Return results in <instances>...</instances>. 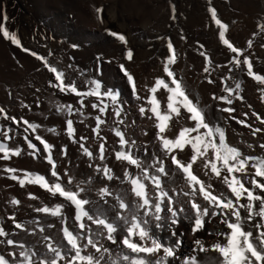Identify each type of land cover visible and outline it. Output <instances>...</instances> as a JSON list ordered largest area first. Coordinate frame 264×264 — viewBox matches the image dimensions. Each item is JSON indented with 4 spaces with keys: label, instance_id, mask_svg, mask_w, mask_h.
<instances>
[{
    "label": "snow or ice",
    "instance_id": "6c2138e0",
    "mask_svg": "<svg viewBox=\"0 0 264 264\" xmlns=\"http://www.w3.org/2000/svg\"><path fill=\"white\" fill-rule=\"evenodd\" d=\"M96 11L102 21L103 7ZM208 11L218 29L219 41L233 54L228 63L235 69L243 65L247 77L264 85V73L254 70L252 57L228 38L229 24L218 16L215 7H209ZM171 13V19L176 20L175 5L171 6ZM8 20V15L3 12L0 34L24 52H29L30 49L23 47L18 32L7 27ZM258 28L260 33H264V22L258 24ZM108 31L110 36L123 45L128 44L125 34ZM252 35L256 36L257 33ZM181 39L184 37L181 36ZM252 45L253 40L249 39L247 47L251 48ZM167 50L169 55L162 61L164 75L158 76L151 87L146 86L149 93L147 97L139 94L136 79L130 69L124 63L119 65L120 72L130 85L132 96L150 105L146 108L141 103L139 114L144 116L150 112L148 118L155 119L156 139L163 156L153 153L150 163H145L148 149L145 147V157H140L136 141L127 139L125 131L119 127L125 124L120 92L105 88L102 78L88 80L87 89L81 90L77 81L66 78L63 70L51 65L46 57L31 51V55L41 60L48 71L54 74L55 83L49 81L51 87L60 93L79 98L78 106L59 104L57 111L69 117L66 119V135L79 145L82 153L90 160H96L97 155L85 146L88 137L81 135L79 139L76 138L75 121L70 117L74 114L83 116V110L87 107L86 98L96 99L97 102L91 103V108L98 110L99 115L94 117L95 127L92 131L102 142L98 146L100 163L95 164L94 171L102 175L104 181L120 180L122 184H129L133 199L126 198V192L113 191L107 183L97 190V200L88 198L90 186H83V182L76 183L67 168L63 173L58 170L53 156L54 144L36 134L41 125L30 122L24 116L18 119L0 106V117L10 122L0 124V159L9 161L21 156L22 147L12 146L10 142L15 140L16 135H22L30 150L28 154L36 158L46 153L44 158L51 166L49 175L6 167L10 179L17 181L21 187L37 185L51 196L67 202L51 206L44 204L35 208L37 213L59 219V238L45 234V227L39 226L41 239L29 246L27 242L15 238L16 232H10L5 225L0 224V245L6 244L12 249L7 255L0 251V264H264V153L246 154L241 147L229 143L226 129L219 122L207 119L206 106L190 98L182 78L177 77L173 66L177 64L178 54L170 37L167 39ZM133 55V50L127 48L126 60H133ZM200 55L205 60L203 72L208 74L207 82L213 84L212 58L206 52ZM98 71L102 69L98 68ZM228 72L231 74L233 68H228ZM231 79V75L221 77L225 94L217 96L213 93L212 99L226 104L218 110L250 129L255 137L264 132V127H253L248 123V112H244L242 119L233 115L236 112L232 106L234 100L243 101L244 96L242 82L237 80L234 87L229 86L228 81ZM161 89L167 92L166 109H162L161 101L157 98ZM258 91L261 102H264V87ZM21 106L31 108V105L23 102ZM36 106H39V101ZM110 107L116 125L112 131L119 138V150L114 152V158L118 162H127L137 170L133 173L125 168L122 180L114 173L113 167L106 163L107 138L100 135L101 126L106 123L102 116L109 114ZM248 108H252V105L249 104ZM181 110L187 113L193 126L180 127L178 134L174 138L170 137L166 132L173 118L181 116ZM251 116L264 125V116L260 113L253 110ZM12 125L22 129V132H17ZM48 131L59 135L55 127ZM29 133L34 134L35 140L42 145V151ZM246 147L252 149L253 145L249 143ZM259 147L264 150V143ZM186 149H190V156L182 157ZM60 152L66 156L67 145L62 146ZM89 166L92 167L91 164ZM18 171L22 174L18 175ZM199 173L206 179H202ZM87 182L91 184V177ZM29 197L37 199L33 193H29ZM10 203L19 205L21 201L13 198ZM68 207L74 210V214L70 215L66 211ZM8 219L15 229L29 231L23 222L17 220L15 214ZM70 219L72 223H69ZM217 222L223 226L222 229L209 230L207 225ZM36 223L39 224L38 221ZM184 224H187L192 238L188 254L181 252L185 232L180 231V228ZM48 227L54 225L49 224ZM36 231L33 228L29 234L36 235ZM204 232L216 237L215 242L207 245L198 235ZM210 252L215 255H208Z\"/></svg>",
    "mask_w": 264,
    "mask_h": 264
},
{
    "label": "rangeland",
    "instance_id": "374dc122",
    "mask_svg": "<svg viewBox=\"0 0 264 264\" xmlns=\"http://www.w3.org/2000/svg\"><path fill=\"white\" fill-rule=\"evenodd\" d=\"M180 2V4L179 2L177 5L175 4L177 18L180 14H187L190 9L186 3L187 1L185 2V0H182ZM198 5L200 7L198 10L202 13L200 14L202 24H208V9L210 6L215 7L218 16L224 22L229 24V32L227 35L230 41L235 46L243 48L245 54L252 57L253 62H259V60H261V52H264V47H262V45H264V33H260L258 24L264 22V0H200ZM178 7H182L180 8L181 11ZM67 8H69V5L64 2V0H0V22H2V13L6 12L9 17L7 27L10 30H16L23 47L30 49L29 52H24L21 47L13 45L10 41L4 39L2 34H0V106L5 107L10 115H16L18 119L20 116H24L29 119L30 122H35L41 125L36 134L54 144L53 156L54 159H56L58 170L63 173L64 169L67 168L69 174L75 178L76 183L83 182V186H90L91 191L88 198L92 199V196H96L97 188H100V186L102 187L103 184L108 183V181H104L102 175L97 173L95 175V171L93 170L96 160H90L88 157L86 158L80 150L79 145L73 143L72 139L67 137L66 119L69 117L66 113L57 111V105L59 104H73L74 106H78L79 98L74 95L60 93L58 89L51 87L49 81L55 83L54 74L48 71L47 67L41 60L31 55V51H35L38 55L46 57L51 65L56 66L58 69L65 72L67 79L77 81L81 90L87 89L88 80L101 78L99 76H94V70L87 67L88 56L82 54L83 51H79V49H77L78 46L73 47V45H76L73 41L75 38H79L78 34L76 35L74 32L70 36V34H65L63 28H61L63 26L62 20H64V16L68 15L66 14ZM139 14H141L139 15L141 19L147 15V11L141 10ZM171 15L172 13L170 11L169 16L164 18V23L160 24L159 22L151 26L152 29L150 28V32H152V35L163 36L166 32H168L169 36L174 34L172 31L175 30L177 19L173 21ZM69 16L72 17V15H68V17ZM181 32L184 39H181L179 46L175 47L178 54V60H181V63L178 67H173L174 71L178 78H182L183 84L190 98L198 100L202 106H206L207 119L210 122H219L226 129L227 133L228 127L226 125L227 119L225 113L218 110L227 105L219 100L212 99L213 93L217 96L225 94L223 93L224 85L220 81L218 84L214 85L215 88H213L210 94L203 93L198 84L206 79L207 74L203 72V68H196L198 66L189 59L185 46L188 33H186L187 31L184 29H182L180 33ZM254 32L257 33L256 36L252 35ZM240 34L245 37H242ZM67 35L69 37H67ZM148 38L150 39V37ZM151 38H153V36ZM249 39L253 40L251 48L247 47V41ZM68 40L73 43L68 45ZM89 53H91V51ZM103 54V52L97 51L94 55L96 56L95 58L102 59L104 56ZM232 55L233 54H231L228 59L224 58L226 61H224L223 64L214 61L211 65V69H213L212 72L220 78L222 70L226 68L227 70L224 72V76H232V79L228 81L229 86L234 87L237 80L241 81L243 95L246 90V87H244L246 86V68L242 65L240 69H235L232 64H229L228 62ZM228 68H233L231 74L228 72ZM97 73L101 75L100 71H97ZM104 78L106 80L110 79L109 76H105ZM102 83L104 86L105 82L103 81V77ZM255 87L259 89L264 87V85L257 83L255 84ZM205 94L207 95L205 96ZM37 101H39L38 107L36 106ZM22 102L31 105V108L28 109L22 107ZM94 102H97L94 97L86 98L85 104L87 107L83 110L84 115L74 114L70 118H73L75 121L74 127L77 129L76 138L79 139V136L81 135L88 137L87 141L84 143L85 146L90 147L93 152L95 151L94 155H97V161L95 164H97L100 162L97 149L99 143L102 141L97 139L92 131L95 127L94 113L97 112L95 115H99L98 110L96 111V109L91 108V103ZM236 102H239V100H234L232 106L238 111ZM262 104L264 106V102H262ZM109 110L110 112L107 116H102V119H105L106 123L102 125L100 129V135L106 138H110L111 135H114L112 129L115 126L111 114V107ZM244 112L247 111L243 110L235 112L233 115L236 116L237 114H240L243 116ZM181 117L182 114L179 118H173V126L171 127V132L173 134H175V129L179 126L176 125L179 122L177 123V120L175 119H181ZM242 118L244 117H239V119ZM80 121H83V123H80ZM110 122H112V124H110ZM247 122L249 123L248 117ZM9 123L10 122L4 121L3 118L0 117V124ZM106 125H108L107 128H105ZM237 125L240 126V124ZM12 127L16 129L17 132H22V129H17L15 125H12ZM52 127L57 129L59 135L48 131V129ZM103 127L107 130L105 131ZM109 127L111 131L109 130ZM245 128L248 129L247 127ZM29 135L33 139V142L37 143L38 148L42 151V145L35 140L34 134L29 133ZM143 135L146 136L144 132ZM114 137L110 138L111 140L114 139L113 143L115 144L113 145V148H117L113 150L118 151L119 138ZM116 139L117 142H115ZM10 144L12 146L22 147L23 151L20 157H13L9 161H3L0 159V224L5 225L10 231L8 223H11V225L13 223L8 217L15 214L17 220L23 222L27 226L29 230L28 233H30L31 229L36 228V235H26L27 237H30L28 244L31 246L35 240L41 237L39 226L45 227V232L47 233L49 231H55V233L61 234L59 232L61 224L58 218L44 213L35 212L36 207H41L44 204H48L49 206L54 205L55 197L52 198L53 196H51V194L45 192V190L37 185L19 186L17 181L10 179V174L5 171V168L15 167L18 170L36 171L49 175L51 166L44 158L46 153L39 155L36 158H33L28 154L30 150L27 149L26 143L22 139V135H16L15 140L10 142ZM65 145H67L66 156L61 155L60 152L61 147ZM239 147H241L242 151L244 150L246 154L259 155L264 153V150L256 149V147H253L252 149H248L247 147L242 148L241 145ZM83 158L86 160H83ZM74 164L75 167L77 166L75 168L78 171L77 173L74 169ZM90 164L92 167L89 166ZM17 174L19 175L22 173L18 171ZM89 177H91L92 181L95 180L94 183L92 181L91 183L96 186L92 184L89 185L87 182ZM29 193H33L37 199L30 198ZM13 198L19 199L21 203L19 205H12L10 201ZM66 211L70 215L74 214V210L69 207ZM36 221H38L39 224H37ZM72 222L73 221L70 219L69 223ZM49 224L54 225V227L49 228ZM2 249L3 252L5 251V255H7L8 251L12 250L6 244L0 245V251H2Z\"/></svg>",
    "mask_w": 264,
    "mask_h": 264
},
{
    "label": "bare ground",
    "instance_id": "6f19581e",
    "mask_svg": "<svg viewBox=\"0 0 264 264\" xmlns=\"http://www.w3.org/2000/svg\"><path fill=\"white\" fill-rule=\"evenodd\" d=\"M90 1L64 0V2H66L69 5L66 14L72 15V17L69 16L71 17L69 18L68 15H65L64 20H62L63 26L61 28H63V32L65 34H70V36L74 32L76 33V35L78 34L79 38L78 39L75 38L73 42H75L76 47L78 46L77 49H79V51H83L82 54L84 55L86 54V56H88L87 67L94 70V76L97 77L99 76L101 78L103 77V81L105 82L104 84L105 88H114L116 91L120 92L121 94L120 99L123 102V107L125 110L124 114H122L125 120V124L119 125V127L123 131H125L127 139H129L130 141L131 140L136 141V148L138 150V155L140 157L142 158L145 157L144 148L146 147L148 149V154H147L148 158L145 160V163H150L151 156L153 153H157L163 156V153L159 148V142L156 139L157 130L155 128V119L148 118V116L151 115L150 112L144 116H141L139 114V109H138L139 104L141 105V103H144V106L146 108H149L150 105H148L143 100L137 101L132 96L130 85L127 83L126 78L120 72L119 65L121 63H124L125 66L130 69V71L133 73L136 79L139 94L142 97H147L149 93L147 91L146 86L151 87L158 76L164 75L162 71V61L167 55H169L167 50V39L169 37L172 39L174 47L179 46L182 36V32L180 33V31L182 29L186 30L187 31L186 33H188L187 42L185 43L186 53L189 59L196 66H198L196 68H200V67L203 68V64L205 65V60L200 55L201 52H206L212 58V63L215 61L222 64L224 61H226L224 60V58L228 59V57L232 53L230 52V50L226 48V46H224L219 41L217 34L218 29L211 21L210 13H208L209 14L208 24L205 25L202 24L200 20L201 19L200 14L202 13H200L198 10L200 8L198 5V3H200V0H185V2L187 1L186 3L190 9L188 12L186 9L187 14L185 15L180 14V16L178 15V18L176 20V26L174 25L175 30L172 31L174 32L172 36L171 35L169 36L168 32H166L163 36L152 35V32H150V28L152 25L157 24L159 22L160 24L164 23L165 20L164 18L166 16L167 17L169 16V12L171 11V6L175 4L177 5L178 2L180 4L181 3L180 1L182 0H94L91 2ZM101 6L103 7L102 21L100 18H98V13L96 11V9L100 8ZM178 8L180 9L182 7H178ZM141 10L147 11V15L145 17L142 16L143 18L140 19L139 15L141 14L139 13L141 12ZM108 30L125 34L128 40V44L123 45L121 42L110 36ZM150 34L153 36V38H151L152 36ZM67 37L69 36L67 35ZM148 37H150V39ZM69 40H68L69 43L68 45H71L73 42L72 41L69 42ZM201 45H203L204 47L201 48L200 47ZM127 48H131L134 53L133 60L131 61L126 60ZM90 51L91 53H89ZM97 51H101L104 53L102 59L95 58L96 56L94 54H96ZM260 59L261 60H259V62H254V70L264 73V52L263 53L261 52ZM180 63L181 60L180 61L178 60L177 64L174 65L173 67H178ZM98 68L102 69V71H100L101 75L98 74L99 72L97 73ZM226 70H227L226 68L222 70L220 78L214 72H211V77L215 80V83L209 84L207 82V79H204L203 82L198 84L200 85L203 93L210 94L213 88H215L214 85L218 84V82L221 81V77L224 76L225 74L224 72H226ZM105 76H109L110 79L106 80L104 78ZM255 84H257V82L247 77L246 75V86H244L246 87V90L243 93L244 100L236 102L237 110H238L236 112L246 110L249 113L248 116L249 123H251L253 127H264V125H261L259 121H257L254 117L251 116V112L253 110L264 116V106L260 100V93L258 89L255 87ZM207 94H205V96ZM157 98L161 101L162 109H166V105H167L166 90L163 89L159 90L157 93ZM249 104L252 105V108H248ZM95 114H97V112L94 113V116ZM181 114H182L181 119H175L177 120V123L179 122L178 124H176L179 126L175 129V134L171 132V127L173 126V121H172L169 130L166 132V135H169L170 137L174 138V136L178 134L180 127L193 126L192 122L189 121L187 118V113L181 110ZM239 115L240 114L236 115L238 119L239 117H244ZM225 117L227 119L226 125L228 127L227 138L230 143L239 146L241 145L242 148L246 147V145L250 143L253 145V147H256V149H261L259 145L261 143H264V132L258 133L255 137H253L250 129H246L245 126L243 125L238 126L237 125L238 123L235 120L231 119L227 113H225ZM110 124H112V122H110ZM107 126L108 125H106L105 128H107ZM143 132L147 133L146 136L143 135ZM111 137H114V135L113 136L111 135ZM110 138H107V144H106V148L108 150L106 152V156L108 157L106 163H108L111 167H113L114 173L117 176H119L122 180L123 171L125 168H127L129 171H132L133 173H135L137 170L134 168V166L128 165L127 162H118L115 160L114 158L115 150L113 149H117V148H113L114 147L113 145L115 144L113 143L114 139L111 140ZM115 142H117V139L115 140ZM183 156H190V149H186L185 154H182V157ZM84 159L85 158H83V160ZM87 161L90 162L89 160ZM76 167L74 164V169ZM75 170L77 173L78 172L77 169ZM199 174H201L202 179H206L202 175V173ZM94 181L92 182L94 183ZM107 184L111 189H113V191L126 192L127 194L126 198L133 199L129 191L130 185L127 184L126 182L122 184L120 180H113V181H108ZM92 199L97 200L98 197L92 196ZM55 203H67V202L63 201L62 198L55 197L54 204ZM8 226H10V232L12 231L16 232V237H15L16 239L25 241L27 243L29 242L30 237L27 236L30 234L28 232L15 229L13 224L11 225V223H8ZM207 227L209 228V230H212V229H222L223 226H221L217 222L215 224L207 225ZM180 231L185 232V236L183 238V244L181 247V252L183 254H188L192 246V238L187 224L182 225ZM45 233L56 236L57 238H59L61 235L59 233H55V231H49L48 233L47 232ZM198 235L200 238L205 240L207 245H210L216 240V237L208 235L207 232ZM39 239H41V237L38 238L37 240ZM37 240H35L32 243V245H34ZM208 255L212 256L215 255V253L210 252Z\"/></svg>",
    "mask_w": 264,
    "mask_h": 264
}]
</instances>
